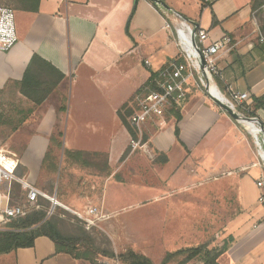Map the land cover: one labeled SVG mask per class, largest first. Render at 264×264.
<instances>
[{
  "label": "crops",
  "instance_id": "crops-1",
  "mask_svg": "<svg viewBox=\"0 0 264 264\" xmlns=\"http://www.w3.org/2000/svg\"><path fill=\"white\" fill-rule=\"evenodd\" d=\"M164 1L171 11L157 8L152 0H138L135 12L136 0H0L14 9L18 35L11 50L0 51V119L11 104L23 102L26 108L22 125L6 133L7 144L18 156L16 175L55 195L69 209L94 207L111 213L128 204L123 199L130 182L143 192L154 188V200L168 204L174 191L169 182L185 190L215 184L220 193L228 179L233 183L228 187H235L243 202L239 214L249 222L244 221L238 233L233 231L219 264H264V209L256 184L263 169L256 164L260 155L251 135L259 139L260 131H252L192 86L180 108L181 141L175 116L162 126L148 123L155 156L151 162L144 152H130L131 133L120 115L124 106L134 105L136 91L151 74L179 53L174 29L165 28L167 22L179 26L176 12L207 30L209 43L225 34L231 37L218 57L220 73L212 78L221 98H229L230 86L251 92L253 102L264 95V42L256 15L260 7L254 8L256 0ZM34 54L65 75L40 105L18 87ZM256 114L264 125V107ZM51 147L55 151L45 162ZM57 149L64 150L61 161ZM65 150L83 152L84 158L68 157ZM147 174L153 175L155 186L145 183ZM27 192L20 181L5 180L2 208L25 202ZM210 219L208 213L203 220L208 227ZM222 230L226 234L225 226ZM193 234L191 241L166 252L192 246ZM0 264L91 263L57 253L53 240L39 236L32 247L0 254Z\"/></svg>",
  "mask_w": 264,
  "mask_h": 264
},
{
  "label": "rangeland",
  "instance_id": "rangeland-1",
  "mask_svg": "<svg viewBox=\"0 0 264 264\" xmlns=\"http://www.w3.org/2000/svg\"><path fill=\"white\" fill-rule=\"evenodd\" d=\"M0 4L7 5V3ZM256 15L264 36V0ZM25 109L23 102H16L14 105L11 104L5 116L0 119V123L2 122L0 124V149L11 150L7 144L9 139L6 134L7 130L13 133L22 125L25 119ZM38 113H35V119H38ZM244 124L250 128L248 122ZM256 127L259 132V127ZM258 136L264 141V136L260 132ZM56 154L60 161L62 156L65 157L62 149H57ZM147 158L152 162L155 156ZM62 159L64 161L65 158ZM144 178L146 184L156 185V182L152 180V174H147ZM134 184L132 182L125 184L128 192L126 198L123 199L128 203L125 208L116 210V214L104 208H97L98 216L94 217L95 223L90 227L76 214V212L84 214L89 208L69 209L57 205L56 208H48V216L59 214L73 226H84L95 239L97 246L114 252V257L105 258H117L120 253L133 249L149 256L157 264L161 262L168 249L181 241L190 240L192 232L194 233L192 246L209 242L212 247L214 244L222 245L227 240L230 242L234 236L233 231L238 233L243 228L244 221L249 222V219L244 220L239 214L243 211V202L237 197L235 187H228V184H233L228 179L225 181V191L220 188V193L215 184L208 185L209 190L205 187L195 188V186L185 190L182 185L177 187L175 183L169 182L168 186L173 187L174 191L171 193L168 204L154 200L157 191L154 188L148 186L147 191L143 192L135 189ZM140 184L144 186L143 183L140 182ZM145 200L147 202L144 203ZM51 206L53 207L52 203ZM166 208H173V211ZM208 213L211 218L209 227L203 222ZM213 216L215 220L212 219ZM223 226L226 228V234L222 230ZM195 236L198 238L195 239ZM101 258V255L97 256L96 261Z\"/></svg>",
  "mask_w": 264,
  "mask_h": 264
},
{
  "label": "built area",
  "instance_id": "built-area-1",
  "mask_svg": "<svg viewBox=\"0 0 264 264\" xmlns=\"http://www.w3.org/2000/svg\"><path fill=\"white\" fill-rule=\"evenodd\" d=\"M173 14L181 19L179 26L173 27L171 23L167 22L165 28L174 29L179 53L160 69L154 71L134 95L133 113L129 117V124L133 130V133L130 132V152L141 151L148 156H154L150 140L147 137L148 123L153 121L159 126L164 125L167 118L173 116V111L182 107L192 86L204 90L212 98L226 102L239 114L238 120L241 123L244 124L243 120L256 122L261 128L260 133L264 136V131L257 117L247 119L249 117L247 114L251 111L253 104L251 92L236 90L230 86L229 98H220L212 93V88L215 87L212 85V78L220 73L219 54L231 44V37L225 34L222 38L209 43L207 30L196 22L182 18L177 13ZM260 39L264 42L263 35L260 36ZM17 42L14 9L9 5L0 4V51L11 50ZM145 64L150 66V61L145 60ZM251 135L256 141L260 155L256 164L263 169L256 184L260 189L258 202L264 209V141L260 137L257 139L253 133ZM17 167V154L10 149H0V231L9 229L7 224L12 218L25 216L33 210L40 209L39 197L48 199L53 207L60 205L67 208L57 200L55 195H50L29 181L19 178L16 175ZM5 180L20 181L28 191L27 200L19 205H7L2 208V185ZM76 214L90 227L95 223L94 217L98 216V209L91 207L84 214L80 212H76ZM96 264L122 263L118 258H101L97 260Z\"/></svg>",
  "mask_w": 264,
  "mask_h": 264
},
{
  "label": "trees",
  "instance_id": "trees-1",
  "mask_svg": "<svg viewBox=\"0 0 264 264\" xmlns=\"http://www.w3.org/2000/svg\"><path fill=\"white\" fill-rule=\"evenodd\" d=\"M138 0H136L133 11L135 12ZM154 5L159 8L155 3ZM263 5V0H256L254 8ZM133 12V13H134ZM65 75L55 68L51 63L44 60L38 54H34L23 79L18 82L20 92L27 96L36 105H40L53 91L60 85ZM264 107V95L254 99L249 117H257L256 111ZM180 108L173 111L176 117L175 133L178 141L180 139L179 121L181 119ZM133 113V108L124 106L120 111L123 123L129 131L133 133L129 124V117ZM258 118V117H257ZM53 141L61 146L56 138ZM55 149L50 148L45 156V162L53 156ZM65 154L73 159L84 158V153L80 151L65 150ZM40 209L33 210L25 216L12 218L8 222V230L0 231V254L9 253L19 248L32 247L39 236H47L55 243L57 253H68L76 259L88 260L96 264V257H114L112 250L104 249L96 245L95 239L82 225L73 224L64 220L59 214L48 216V208L51 202L40 197ZM227 240L222 245L215 244L212 247L209 242L187 246L175 251L166 252L159 264H219V259L231 246ZM117 258L123 264H156L149 256L128 249L120 253ZM197 261V262H196Z\"/></svg>",
  "mask_w": 264,
  "mask_h": 264
},
{
  "label": "water",
  "instance_id": "water-1",
  "mask_svg": "<svg viewBox=\"0 0 264 264\" xmlns=\"http://www.w3.org/2000/svg\"><path fill=\"white\" fill-rule=\"evenodd\" d=\"M159 8L163 9V10H169L171 11V8L169 7V5L164 1V0H152ZM177 14H179L178 12H176ZM180 15V14H179ZM186 19V18H185ZM200 55V54H199ZM201 57V55H200ZM216 100V102L227 112L229 113L233 118L235 119H239L240 116L238 113H236L226 102H224L221 99L218 98H214ZM247 119H251L250 117H247ZM258 119V118H257ZM259 120V119H258ZM260 122V120H259ZM261 124V123H260ZM261 127L264 131V125L261 124ZM54 208V207H53Z\"/></svg>",
  "mask_w": 264,
  "mask_h": 264
},
{
  "label": "bare ground",
  "instance_id": "bare-ground-1",
  "mask_svg": "<svg viewBox=\"0 0 264 264\" xmlns=\"http://www.w3.org/2000/svg\"><path fill=\"white\" fill-rule=\"evenodd\" d=\"M212 93L218 97H220L219 91L216 89V87L212 88ZM221 98V97H220ZM243 122H248L250 124V129L252 131H258V128L256 126H258L256 124V122H254L253 120H243ZM259 127V126H258ZM259 129L261 130V128L259 127Z\"/></svg>",
  "mask_w": 264,
  "mask_h": 264
}]
</instances>
